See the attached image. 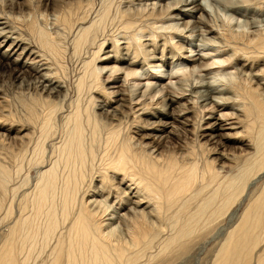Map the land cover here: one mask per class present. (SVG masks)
Returning a JSON list of instances; mask_svg holds the SVG:
<instances>
[{
  "label": "bare ground",
  "instance_id": "6f19581e",
  "mask_svg": "<svg viewBox=\"0 0 264 264\" xmlns=\"http://www.w3.org/2000/svg\"><path fill=\"white\" fill-rule=\"evenodd\" d=\"M55 1L57 0H54V3ZM107 1L109 0H104ZM131 1L129 0L125 9L120 11L117 30L115 29L118 35L109 37L105 34L108 24L104 26V32L100 28L102 36L99 39L93 31L91 32L95 30V25L99 26V22L103 23L102 20L108 17L110 5L105 6L106 8L98 14L95 12V17L80 24L79 31L74 32L75 51L87 45L86 43L94 48L86 59H81V69L75 80V92L71 99L68 97L66 85L54 80V77H46L51 74L47 71L48 74L40 76L39 79L41 93L46 94L39 109L24 101L19 103V107L17 102L14 111L10 109L9 121L6 111L3 107L0 108V128L4 126L2 129L7 137L3 139L4 143L0 141V196L22 189L16 186L17 190L14 191L15 189L10 187L14 186L15 179L23 180L26 177L27 171L24 169L30 152L42 157L41 162L36 158L38 163L35 164L40 162L41 165L40 177L33 181H37L36 184L28 191H22L18 198L11 197L18 203L19 212L16 218H12L13 223H9V233L0 247V264H149L157 260H165L166 263L168 258L165 254L182 238V234L192 241L213 224L220 227L216 236L211 237L220 238V241L210 264H264L263 69L260 73L250 70L249 76L255 77V80L252 79L255 81L254 85H251L252 80L247 77L241 78L242 81L238 79V84L234 81L236 86L228 85L230 81L227 83L222 80L215 86L217 80L214 82L213 78L211 82L204 84L200 81L202 86L194 83L188 88V95L194 97L196 93H200V98H205L201 104L208 101L200 107L212 102L229 107V103L235 101L232 106L238 105L240 109L234 108L236 111L226 117L231 115L228 119H233L235 116L234 119L237 118L242 123V135L229 131L233 127H227L222 122L225 120L223 115L205 119L201 109L196 111L198 114L194 116L196 106L187 97L185 102L181 99L178 102L179 96L175 98V93L173 96L167 93L165 97L159 98L161 102H148L147 99L154 98V94L159 91L156 84L145 85V88L128 84L130 87L125 85L126 90L124 88L123 92L111 88L112 84L121 81L122 74L125 75L124 82H129L130 77L148 75L145 72L146 66L165 67L166 63L168 66V58L171 57L174 59V68L175 64L182 65L184 61L192 63L193 69L195 66L203 67L202 69H211V66L218 68L229 61V64H241L238 65V71L246 74L249 69L247 64L257 63L254 61L256 59H264V32H255V35H248L246 38L237 37L231 26L233 19L230 24L232 28L229 27L231 31L223 30V36L220 31V34L217 33L232 50V57L221 59L217 55L209 56L208 53V56L203 55V52L195 53L194 56L186 55L189 50L185 47L184 39L175 40L179 37L178 32H181V35L189 32L190 35V32L193 34L199 28L203 34L211 35L215 31V26H211L212 22L210 25L209 20L207 23L202 17V2L205 0H169L175 2L176 6L173 8L178 9L177 14L169 15V18L173 17L176 21H172L175 23H172L174 31H170V27L166 26L170 32L159 31L157 36L154 31L159 28L155 27L154 29H157L153 31L152 25L151 30L132 33L134 41H131L127 34L128 31H133L137 22L134 18L135 12L134 15L127 12L128 8L134 5V0ZM140 1L137 4L142 5ZM85 6L83 1H78L75 8L70 10L71 13L74 9L71 15L81 19L79 11ZM13 7L23 12L28 8V2L18 1ZM67 10L69 13V9ZM160 11L156 12V17H159L157 13ZM88 13L84 14L86 20ZM153 14L149 11L146 16L152 17ZM57 15L58 13L55 16ZM227 15L230 16L228 13ZM66 20L68 19L64 17L62 22ZM146 20L145 23H148ZM66 24L68 23L65 22ZM41 30L39 32L42 35ZM160 35L165 37L162 44L158 41ZM46 36H43L44 39L40 37L42 45L48 44L50 49L51 40H47L48 36L45 40ZM5 37L10 41L13 39L11 43L14 46L18 45L19 39L16 41V37ZM166 37L171 39L166 40ZM108 47L110 48L107 50ZM57 51L59 53L58 49ZM87 53L89 54V51ZM99 62L102 63L101 66H98ZM106 69L110 74L104 79L103 72ZM25 71L20 74V78H25ZM55 72L52 70V73ZM174 72L169 73L168 78L170 75H176ZM192 72L194 71L191 70ZM151 75L150 77L153 76ZM161 76L163 77V73L158 77L154 74L153 77ZM222 77L221 79L224 78ZM180 87L178 89L185 91ZM183 93L182 96L186 95ZM142 97L145 101L142 100L139 104L136 99ZM194 99L191 100L196 103L197 100ZM245 99L250 101L244 102ZM168 107H175L177 113L170 112ZM193 119L195 123L192 122ZM56 121H59L57 123L62 127L60 137H56L59 130ZM176 124L177 127L174 126ZM8 125L10 128L5 129ZM170 128L173 130H169ZM190 134H195L197 141H194L195 144L185 155L182 154L183 159L176 153L163 152V147L171 148L170 145L176 140L180 141L177 145L181 148L180 146L186 143L183 138L186 139ZM241 136L240 139L244 140L238 141L236 148L240 152L220 150L225 147L219 143L223 138L237 143L236 137ZM4 155L8 162L10 160V170L4 164ZM33 158L35 160V157ZM9 176H14L15 179L10 177L8 180ZM12 214L14 215V212ZM143 258L145 259L142 260Z\"/></svg>",
  "mask_w": 264,
  "mask_h": 264
},
{
  "label": "rangeland",
  "instance_id": "374dc122",
  "mask_svg": "<svg viewBox=\"0 0 264 264\" xmlns=\"http://www.w3.org/2000/svg\"><path fill=\"white\" fill-rule=\"evenodd\" d=\"M18 1H22V0H0V105H1L0 108L2 109V107H3V109L6 111L5 114L7 115V117L8 116L10 117V112H11V110L14 111L15 104L17 102H18V106L19 107L21 106L22 102L24 101L27 104H31V105L37 107V109L40 108L41 102L44 99V97H46V94L44 92L41 93L42 90H41V87H40L39 79H41L40 76L48 74L47 71L48 72L50 71L51 74L50 75L48 74L49 76L46 75V77L49 78L51 76L50 79L54 77L55 78V79L53 78L54 80L63 82L64 85H66L65 86V87H67L66 90L69 92V96L68 97H69V99H71V97L74 95V92H75L74 83H75V80L77 79V77L79 75V71L81 69L80 68L81 64H82L81 61L83 59H86L90 55V51H92L93 48H94L92 46H89L90 45L89 43H86L87 45L84 44L86 47L85 46L82 47L83 50H82V48L78 49V50H82V51H79V53H81V52H83V53L80 54V55H79V53L77 54L76 52L78 50L75 51L76 49L73 46L74 45L73 44L74 43L73 40L75 39L74 36L76 35L74 32L79 31V27L84 22L90 20L92 17H95L96 16L95 12L98 14V12H100V10L102 11L103 8H106V7H108L110 5V10L108 11V14H109L108 17L102 20V21H104L103 22L104 24L99 22L100 25L103 24L102 27L99 24H97L99 26L95 25V27H94L95 30L93 29V30H91V32L93 31L92 33L95 36H98L97 39H99L102 36V31L101 30L103 29V32H104V29L106 30V27H107L106 31L108 33L105 32V34L109 35V37H111L112 35L113 36L118 35V34H116V33H118V31H116L117 30L116 24H117V22L119 20L120 11H123V9H125V5L128 4L129 0H123V3H122V0H112V1L109 0L110 2L109 1L104 2V0H86V2H85V0H76V1L75 0H68L69 2L67 0H57L58 2L55 1V3H54V0H26L28 2V8L24 9L23 12H19L17 9H13L14 8L13 6ZM23 1H25V0H23ZM47 1H48V3H47ZM78 1H83V3L87 6V7L86 6L83 7L79 11V14H81L80 15L81 19L77 18L76 16L74 17V15H71L72 12L74 11V9L70 13V10L73 7L75 8V4H77ZM139 1L140 0H134V5L130 6V8H132V9L130 10V8H128V11H127L128 13H130L132 15H134V12H135L134 18L137 20V22H136L137 24L135 23L134 26H133V31L131 30L132 32L131 31L127 32V34L129 36V38L131 39V41L133 40L132 39L133 38L132 35L134 33L142 32V31H148V29L151 30L152 27H153L152 25H154V27L152 29L153 31L156 30L157 28H159V30L157 29L156 31H154V32H157L158 35L155 33L157 36H159V34H160L159 31L160 32H166V30H167V32H170L171 30L174 31L172 25L173 24L175 25V23H173V22H176V21H175V19L173 17L172 18H169V17L171 16L170 14L174 15V14L178 13V9H174L173 8L174 6H176V4H174L175 2H170L169 0H141L140 1V3H142V5H141V4H137ZM201 1H204V0H201ZM207 1H209V2H206V0L204 2H202L203 3L202 4V8L204 9V10H202V14L203 13H204V15L206 14L205 16L202 15V17H203V19L206 22L209 20V24L210 25H211V22H212L211 26H213V27L215 26V31L211 35H209L207 33L203 34L202 30H200L199 28H198V30L195 33L193 32V34L190 32V35H189V32L187 34H182V35H181V32H178L179 37H176L175 40L179 41V38H181L180 41L181 40L183 41V39H184L183 42L185 44V47L189 50L188 52H186V55L194 56L195 53L201 54L203 52L202 53L203 55L204 54L206 55L208 53L209 56L217 55L218 58L229 59V57L232 55V52H231L232 50L225 44V42L223 41V37L217 36L218 34H220V32H221L220 35L223 36L222 33L225 32L223 30H229L230 29V31H231V28L233 27L232 28L233 29V33L237 37H244V38H246L248 35H252V34L255 35L256 34L255 32H257V33H259V32L263 33L264 32V23H263L264 22V0H226L229 4L226 1L224 2L223 0H207ZM111 2H112V4H111ZM154 2H155V4H154ZM233 2L235 4H233ZM135 3H136V5H135ZM55 5H57V6L59 5L60 6V7L58 6L59 10H58V7L55 6ZM203 5L205 7H206V5H208L206 7L207 9ZM223 6H225L226 8H224ZM54 8H55V11H54ZM56 9H57V11H56ZM67 9H69V13L67 12L68 11ZM84 9H85L86 12H84ZM120 9H122V10H120ZM157 10L158 11L162 10L160 12H162L163 15L160 14V12H159V13H157L159 17H156L157 16L156 12H158ZM88 11H89V13H88ZM137 11H138V13H137ZM149 11L150 12L152 11V13H154L153 15H154L155 18L153 17V15H151L152 17H150V15H148V18H147L146 14L149 13ZM205 11H206V13H205ZM232 11H234V12H232ZM55 12H57L59 16L58 15L55 16L57 14V13L55 14ZM82 13H83V15H82ZM85 13L86 14L88 13L87 20L84 17ZM200 13H201V11L199 12V14ZM227 13L230 15L229 17L227 15ZM79 14H77V15H79ZM232 14H234L235 16H233ZM143 15H145V16H143ZM231 15L234 18H232ZM57 17H59V18H57ZM64 17H65V19L66 18L68 19V20L65 21L66 23H68L66 25H65V22L64 23L62 22V21H64ZM141 17L142 18L144 17V18L141 19ZM113 18H115L114 19V21L116 20L115 22L112 20ZM60 19H62V21ZM107 19H109V20H107ZM144 19L145 20L148 19V20H146V22H148V23H145ZM229 19H230V22L228 23ZM236 19L237 20L240 19L242 23L240 22V20L237 21ZM252 19L254 21H252ZM155 20L157 22H155ZM151 21L154 22V23H149ZM251 21L253 23H255V24H253ZM257 21L260 24L257 23ZM235 22H236V24H234ZM239 22H240L241 26H240ZM61 23H63L64 25L61 24ZM110 23H111V25L108 26ZM231 23L234 24V25H232ZM237 23H238V25H237ZM73 24H74V26H72ZM145 24L146 25L148 24V25L146 26ZM230 24H231L232 27L230 26ZM68 25H69V27H68ZM135 25H136V28H135ZM104 26H106V27L104 28ZM166 26H168V28L170 27L169 28L170 31L168 30V28ZM221 26L222 27H227L228 26V27L225 28V29L224 28L222 29ZM235 26H237V27H235ZM141 27H142V30H141ZM146 27H148V28H146ZM155 27H157V28L154 29ZM229 27H231V28H229ZM100 28H102V29H100ZM248 28H249V30H248ZM259 29H260V31H259ZM40 30H41V33L45 32L46 35L48 36V38L45 35V33L44 34L42 33V35H41L40 32H39ZM98 30H100V31H98ZM134 30H135V32H134ZM139 30H141V31H139ZM215 32H216V34H215ZM49 34H50V36H49ZM121 34H122V30H121ZM4 35L5 36H12L14 38L16 37L15 38L16 41L19 39L20 41L18 40V45L14 46L11 43L13 39H11V41H10V39H7V37H5ZM183 35L187 36V37H184ZM43 36H46L45 40H46V38H47L48 41L51 40V41H49V43H50L49 45L52 48L48 49L49 48L48 44H46V45L43 44L42 45V40H41L40 37L43 38ZM161 36L162 35H160V37H158L159 38L158 41H160V44H162V41L164 43V40H165L164 35L162 36L163 39L161 38ZM201 36L202 37L206 36V37L202 38ZM49 37H51V38H49ZM166 38H167L166 40H170L171 39L170 37H166ZM52 39H54V40H52ZM211 41H213V43H211ZM51 42H52V44H53V42H56L57 43V44L55 43L56 46H55V44L52 45ZM60 43H62V44H60ZM224 45H225V47H224ZM53 46H54V48H53ZM217 47H218V49H216ZM87 48H89V49H87ZM109 48L110 47H108L107 50ZM53 49H55L54 50L55 53H53ZM57 49L59 50V53H58ZM87 50L89 51V54L87 53L88 52ZM215 50H216V52L218 51L217 54H216ZM221 50H222V52H221ZM73 52H74V54H73ZM60 53H61V56H60ZM8 54H9V57H8ZM53 54H55V56H54L55 58L52 56ZM56 54L58 55V57H56L57 56ZM86 54H87V56H86ZM208 54L206 56H208ZM159 55H160V53H159ZM169 57H171V56H169ZM168 59L170 60V61L168 60V66H167V63H166L165 67L163 66V67H154V68H152L150 66L149 67L146 66L148 68V72H147V68L146 67H145V69H146L145 72L148 73V75H146V76L145 75H143V76L138 75L139 78H137V76H136L137 79L135 78V76H133L134 78L130 77L131 79L132 78L133 79L131 80L129 78L128 80H130V81L129 82L127 81L126 83L124 82L125 75L122 74L121 81H118V83L117 82L114 83V85L112 84V87H111L112 90H114V91L116 90L118 92H120V91L123 92L124 88L126 90V86L125 85L128 86V84L131 85V86L133 84V85H135V87L137 86V87H140V88L141 87L145 88V85H148V84H150V85L156 84L158 86V90H159L157 92H159V93L156 92L154 94V98H152L150 100L147 99L148 102H151V101H154V100H155L154 102H156V101L157 102H161V99H159V98H163V96L165 97L167 95V93L172 95V96L174 95L173 93H175V95H174L175 98H177L179 96L177 98L178 102H180V99L183 102H185V99L187 97L190 100V102H192L196 107L198 105L197 110H196V107L194 108L195 109L194 116H197L198 113H196V111L199 112V110L201 111V109H202L201 113H202V115L205 116V119H207L208 117H212V116L220 117L221 115H223L222 118L225 119V120H222V122L227 127H233V129H230L229 131L231 133H237V135H242L243 132L240 133L243 130L242 123H240L237 118L234 119L235 116H233V119H228V117L229 118L232 117L231 115L226 117L227 114H230L234 110L236 111V109H234V108L237 107L238 109H240L238 105L232 106L235 103V101L232 102V103H229L230 104V105H228L229 107L221 105V103H219V102L218 103L216 102L215 103L216 105L212 102L210 104H206L203 107H200L203 103H207L208 101H205V102H203L201 104L202 100L205 99V98H200L201 97L200 93H196L197 96L195 94L194 97L188 95V93H189L188 92V88H190L191 85H193L194 83H196V84L198 83L199 86H202V84H204V82L205 83H207L208 81L211 82V80H213V78H215V80H213L214 82H216V80H217V82L215 83V86H217L219 83H221V80L224 81V82L226 81L227 83H228V81H230L229 82L230 84L228 83V85H232V86H236V83H237L238 79L240 81H242L243 78L246 79L248 77L247 79H249V77H250V80H252V79L255 80V77L252 78L251 76H249L250 70L252 69L255 72H259V73L262 72V69L264 71V59H256L254 61H256L257 63L247 64L249 66V69H248V72H247L248 74L247 73L246 74H242V73H240L238 71L239 70L238 69V67H239L238 65H241V64H236V63L229 64L230 63L229 61H227L226 64H224V65L221 64L218 68L217 67L215 68L214 66H211V69H205V68L202 69L203 67L201 68L200 66H195V68L193 69L194 66L192 65V63H189L188 61H184L185 63L183 62L184 64H182V65L181 64H175L176 67L174 68L173 67L174 59H172V57L168 58ZM55 60H56V63H54ZM53 64H57V65H53ZM97 64H98V66L99 65L101 66L102 63L99 62ZM177 65H178V67H177ZM22 66H24L25 68L23 67L21 69ZM56 66H58V67H56ZM155 68H157V69H155ZM182 68H183V70H182ZM190 69L193 70L194 72L191 73ZM200 69H202V70H200ZM52 70H53V72H55V71L56 72L52 73ZM178 70L180 71V73H179ZM195 70H196V72H195ZM24 71L26 72V74L24 73L25 78L22 79L19 76ZM107 71H108V69H106L103 72V78L104 79H107L109 74H110V71H108V72ZM157 72L158 73L160 72V73L157 74ZM161 72L163 73V77L161 76L162 78L161 77H159V78H154L153 77L154 74H156V76L158 77V75L162 74ZM172 72L176 73V75H170L169 78H168V74L169 73L171 74ZM238 73H240V74H238ZM150 74H152L153 76L151 75L152 77H150ZM225 74L227 75V77H225L226 76ZM228 75L229 76L231 75L230 78H229ZM245 75H246V77H245ZM217 76H219V77H217ZM240 76H242V77H240ZM221 77L223 79H221ZM253 80L251 82L252 83L251 85L255 84L254 83L255 81H253ZM200 81L202 82V84L199 83ZM247 83H248V81H247ZM169 86H170V88H169ZM178 86L180 88L183 87L185 91H182L181 89H178L179 88ZM128 87H130V86H128ZM224 88H226V86H224ZM174 90H175V92H173ZM160 91H161V93H160ZM183 92H185L186 95L182 96ZM115 95H117V93L114 94L113 97H115ZM192 98L193 99L195 98L194 99L195 101L197 100V102H198V103L196 102L197 105H196L195 102H193L191 100ZM138 99L139 100L136 99V101L139 104L142 103L143 101H145V98H143V97L142 98H138ZM261 100H262V97H261ZM249 101H250L249 99H245L244 102H249ZM19 103H21V104H19ZM37 104H38L39 107L37 106ZM237 104H239V103H237ZM66 105L68 107V102H66ZM154 107H156V105ZM175 107H171V108L168 107V110L170 112H172V113H177V112H175V111H177V109ZM9 117L7 119H9V121H10ZM148 118L150 119L151 115L148 116ZM194 121H195V119L192 120V122H194ZM57 122H59V121H56L55 124H56V127L59 130H58V133H56V137H60V132H62V127H60V124L57 123ZM174 126L177 127L178 125L176 124ZM3 127L4 126L2 125V128ZM2 128H0V134H2L3 136L0 135V139H1L0 141L4 143L5 141L3 139H5L7 137L4 136V130ZM6 128L7 129L10 128V126L8 125L7 127H5V129ZM191 129H192V127H191ZM169 130H173V129L170 128ZM194 135L195 134H190L189 136H187L186 139L187 140L190 139V141L188 140L189 142L185 138H183L186 141V143H184V145L182 144V146H180L181 148H179V146L177 145V143H179L180 141L176 140V142H175L176 144L174 143V144L170 145L171 148L163 147L162 148L163 152L170 151L172 153H176L177 156L178 155L180 156V157L178 156L180 159H183L182 156L185 155L190 150V147H192V145L195 144V142L197 141V139H195L196 136H194ZM240 138H242V136L241 137H236V142L237 143H235V141H233V140H227V139L223 138V140H221L219 143H220V145L225 146V147L224 148L221 147L220 150L226 149L227 152H231V151L234 152V153L235 152L236 153L240 152L239 150L236 149L237 146H238V141H243L244 140V139H240ZM192 140H193V142H192ZM216 140H218V138ZM9 141L10 140L7 141L8 142V147H10V144H9L10 142ZM174 150H176V151L173 152ZM178 153H180V154H178ZM31 154L32 153L30 152V157L27 159L28 161L25 163L26 169H24L25 171H27L26 173L24 171V173L26 175V177H24V179H27V180L23 179L24 182H22L23 181V180H21L22 178L15 179L14 176H9V178H8V180H10V177L12 178V180L15 179L13 181V183H15V184H14V186L10 187V189L12 188V190H13V188H14L15 189L14 191H16L17 190L16 186L19 187V188H22V189H20L19 192L18 191L14 192L16 195L14 193H12V194L9 193L8 195L0 196V201L2 203V205L0 203V206H1V208H0V216H1V218H0V247L4 244V241H5L8 233H9L10 224L13 223V221H14L13 219L18 216V212H19L18 203L16 201L14 202V199H12V198L13 197L14 198L15 197L18 198V196L21 195L25 190L28 191L37 182V181L36 182H33V181L37 180L40 177L41 173H40L39 169L41 168V165H40L41 161L40 160H41L42 157H41V155H38L36 153H34L36 155H33V154L31 155ZM32 157H35V160H34V158L32 159ZM36 158H38V160L40 161L39 164H35V163H38L37 162L38 160ZM4 159L6 161L5 163H4V161H2V160L1 161L4 164H6V166L10 170V166H9L10 165V160L8 162V159L6 158V155H4ZM30 168H31V170H30ZM27 169H29V171ZM58 177H59V175H58ZM23 183H25L24 186L27 185L25 188L23 186ZM19 188H18V190H19ZM11 195H13V196H11ZM11 200H13L12 204H11ZM6 206L7 207L9 206V207L7 208ZM5 208H7V210ZM13 212H14V215L12 214ZM219 227L220 226L213 224V226L208 228L204 233H202L200 236H198L196 239H194L192 241H190L186 236H184V234H182V238L180 240H178L176 245L174 244V246H172L170 248V250L167 251V253L165 254L166 257L168 258V259L165 258V259H167L166 263L164 262L165 260H163V261L157 260L156 262L155 261L154 262H150L149 264H210L211 259L213 258L214 253L216 252V250H217V248L219 246L220 238H216V239L212 238L213 236L214 237L216 236L217 231H219ZM7 228H9V229H7ZM168 232H170V231H168ZM173 242H176V241H173ZM145 258H143L142 260H144Z\"/></svg>",
  "mask_w": 264,
  "mask_h": 264
}]
</instances>
